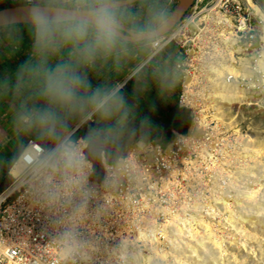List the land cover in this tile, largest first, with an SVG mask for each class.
<instances>
[{"label": "built area", "instance_id": "obj_1", "mask_svg": "<svg viewBox=\"0 0 264 264\" xmlns=\"http://www.w3.org/2000/svg\"><path fill=\"white\" fill-rule=\"evenodd\" d=\"M241 1L219 0L220 7H213L233 20L235 44L239 46L236 54L249 57L255 64L253 69L250 65L249 72L242 69L240 76L230 75L239 88L248 91V84L252 83L255 89L254 83L261 81L254 74L260 71L256 67L258 58L264 55V22L254 0L252 5L247 2L250 7ZM199 3L200 0H195L190 9H196ZM183 25L184 22L172 34L155 38L156 51L152 56L173 41L189 58L197 54L194 52L200 51L199 46L197 50L196 46L188 49L178 40ZM237 58L240 61L242 57ZM176 66L181 67L180 62ZM182 86L184 91L178 98L177 110L185 104L186 87ZM96 113L93 110L83 113L55 143L29 139L27 142L37 146V151L30 150L29 159L24 154L27 142L22 146L16 159L22 163L23 170L13 175L11 183L0 191V264H129L134 257L133 254L127 260L133 244L131 252L121 253L115 236L132 234L129 242L147 243L148 233L147 237L144 234L135 238L136 227L148 226V220L152 226L162 224L161 221L168 224L170 219L176 220L181 209L178 203L213 202V190L218 183L222 187L234 186L242 177H235L239 172L220 175L222 168L213 165L221 161V157L211 152L213 144L219 141L223 146L225 136L228 138L230 129L237 127V123L230 122L226 116L223 126L217 117L212 120L209 112L210 128L199 130L194 122L190 127H195L197 139L195 133L175 132L176 136L167 145L141 137L122 154L104 152L106 175L99 181L93 176V164L86 156L89 138L85 134V129L96 122ZM236 131L233 129L231 133L237 143ZM65 143L78 147L81 163L59 157V149ZM50 152L56 154L49 155ZM232 188L235 191H224L219 198L235 199L233 193L238 190Z\"/></svg>", "mask_w": 264, "mask_h": 264}, {"label": "rangeland", "instance_id": "obj_2", "mask_svg": "<svg viewBox=\"0 0 264 264\" xmlns=\"http://www.w3.org/2000/svg\"><path fill=\"white\" fill-rule=\"evenodd\" d=\"M239 1L242 2L241 0ZM251 1L253 2V0ZM243 2L246 4V6L250 7L246 0H243ZM254 2L258 4L264 13V0H254ZM171 4L176 7L178 0H174V3ZM220 4L219 0H200L199 6L196 9H190L182 19V22H184V31H182L178 36V40L185 48L194 49V46H196L195 49L197 50V46H199L200 51H198L199 53L196 51L197 54H195L194 57L191 55L192 51H188L192 56L189 58V55H187L185 50L181 48L178 43L173 41V43L180 47L179 52L181 54L178 52L179 54L176 55V61L180 58L181 67H177L175 65L176 61L173 60L174 58L170 57V61L172 62L173 66H171L169 70H166L165 68H167L166 65H168L167 62L169 60H165L164 57L168 54L166 53L167 47H169L171 44L159 49L156 52L155 57L152 56V54L154 51H156L155 47L153 46V44L156 42V39H152L149 40L145 46L146 51L143 53L145 58L139 60V62H137L128 71V73L122 76L121 79L113 81L112 75H108L107 78H99L100 75H98L95 77L93 82H89L91 87L86 88L90 89L89 94L92 92L91 89L95 85L96 81H98V84L102 86V88H100L101 92L118 90V93L124 96V102L122 104L117 106L112 105L111 102H109L111 109L110 113L101 115L97 112L96 119L114 118L119 115L118 113H121L120 115H130L132 112L137 111L136 107L134 106V108H129L130 99L138 98L137 100H139L140 104L147 103V107H145L146 111L144 113L146 115V119L155 120L156 122H154V126L161 131L160 134H164V132L171 127L174 116V112L170 111L171 109H168L164 103H161L163 99L167 97L166 95L169 93L168 89L172 88L171 93H173V90L175 92L176 83L181 82V89L179 93H173L175 94V96L173 95L175 99L179 98L180 94L184 91L182 85L185 81V75L190 73V71L196 75L198 85H203L206 81L202 75L204 72H206V65L211 59V53L208 50H211V48L216 45L214 42V37H208L211 35V32L209 33L208 31V34H205L201 30V28L206 26L207 19L204 18L199 27L192 26V20L201 18L209 13L210 16L213 15L214 11H218L217 7L219 8ZM215 5H217V7H215L213 11L212 7ZM170 6L171 5L169 4L167 7ZM135 9H137V11L131 14V20L133 22L137 21L140 24L149 23L150 20L148 18L150 16L143 12L142 5H139L137 2L118 7V15H125ZM163 13V9L160 10V12L155 16L156 20H158L159 16ZM225 17L228 18L227 15H225ZM182 22L180 21L173 30L179 27ZM173 30L170 32V34L173 33ZM5 31V28L0 30V191L12 181L13 175L11 170L15 164V161H13L14 155L17 154L19 148L22 147L26 143V140L33 134L34 125H37L39 122L36 120L39 111L48 107L47 101L41 94L43 82L42 78H44V75L47 71L51 70L57 65L58 61H56L54 58L57 56V53L61 52L60 50H64L63 47L53 48L47 54L46 60H41L39 57L33 54V36H26V34L22 32L21 28L9 30L6 34H4ZM29 32L31 33V30ZM206 37H208V40ZM209 38H211V40H209ZM204 48L206 49L204 50ZM170 50L171 49L169 48V51ZM236 51H239V49ZM236 51L234 53V57L236 59H238V56H241V60L245 64L252 66L255 65L251 60H249V57L238 55L236 54ZM150 54L151 56H149ZM163 59L165 61H162ZM78 62L81 61H76L77 64ZM145 64H153L156 66L154 69H152L153 71L147 75V80L143 82L142 78L140 77L139 70ZM164 65L165 68L163 67ZM174 70H176V72ZM258 70L260 71H256L254 75L255 77L257 76L259 79H261V81L254 83L255 89H253L252 83L248 84L250 87L248 91L242 90L238 87L237 90L239 91V95H234L233 97L231 96L228 98L229 103L226 104V114L229 115L227 116L229 119L232 118V120H234L233 122L237 123V127H234L233 129H237V131L240 133L245 134L247 142L249 140L247 137L250 136L262 145L264 144V72L260 68H258ZM172 72H175V79L170 76ZM136 74H138V77H134ZM156 74L159 75L158 80L155 79ZM39 75H41L40 78ZM129 80L130 83L128 82ZM173 80H175V85L173 84L169 88L167 87L165 89L161 87V85L164 83V85H166V83L172 84ZM131 82L133 83L131 84ZM82 94L90 96L84 90L82 91ZM176 95H178V97H176ZM153 104L157 107V110L154 107V113L150 110V106H153ZM114 108L119 110L117 114L114 113ZM86 109L88 108L86 107L75 111L60 112L63 114L68 113L66 117V120H68L67 123H64L66 120L61 118L62 123L57 125L53 131H47L40 125L42 133H40L39 136L35 137L34 139H39L45 144L51 142L55 143L65 130L71 127L74 122H76V120L82 116L83 113L87 112ZM71 116L73 117V120H70ZM233 129H230L228 138L225 136L224 141H226L223 143V146L221 145V142L218 141V143L213 144V150L211 152L217 157H221V161H215L213 163V165L215 164L219 166L218 168H222L221 171L218 172L220 175L225 174V172H228L232 175L233 172L235 174L236 172L238 173L240 169H238L236 166L240 164L237 163H241L240 160H244V168L247 170H244L243 173L239 172V176L235 177L240 178V176H242L240 181L243 179L246 181V183L240 185L239 188L235 187V189L238 190L237 192L233 193L235 199H226V201L221 200L223 192L228 191V193H230L235 191L232 187L236 186L239 182L234 186L228 185L223 187V189H219V186H216V190H213V194L215 195L214 201L211 202L213 204V209L207 210L203 207L200 208L198 207L199 203H193L190 207L184 205L185 207L183 206L182 208L181 206V209L178 211L175 217L177 221L176 224L173 226H167L166 224L162 225L157 236L151 234L152 232H147L148 228L152 227V230L155 226L136 227V229H138V233L135 238H140V236L144 234L147 237L148 233L149 240L152 241V238H155V242L159 241V239L162 241L160 242V246L163 245L162 248L164 253L167 254L169 262H172L173 260L170 256V251H173L174 254H176L177 251L181 256L184 255V257H187V255H189L188 258L192 257L193 264L200 263L198 258L193 257L192 255L195 253L198 256L199 251L201 252L202 249L198 248L196 252H193L196 245L192 240V235H189V231L193 233L196 229L201 233H199L196 238L202 235L200 239L202 240V238H204L202 241L203 244L205 243L204 245L207 248V250L203 252L206 254V259L204 260L205 262H201L202 264H264V201L261 200V195L264 197V187L259 189L255 195L253 194L251 196H249L250 190L248 189L258 188L260 183H263L264 186V155L262 157H257L254 156L251 151H247L246 146L249 145L252 147V145H250L249 142L248 144L244 139L241 140L239 138V142L236 143V141L233 140L234 136H232L231 133L233 132ZM196 132L195 134L197 135ZM125 134V137L127 138L126 141L128 142L126 146H124L126 149L129 147L130 143H133L141 137L157 141V139H154L153 137L146 136L144 131L139 134L135 131H132L131 128H129ZM171 141L168 143L170 144ZM163 144L167 145V143ZM233 144L234 146H232ZM251 144H253V142ZM249 153L251 154V157ZM247 155H249V157ZM239 157L240 159H238ZM236 158L237 160H235ZM232 160H234L236 166H234V162H232ZM227 164L229 169H226ZM204 188H202V192L204 191ZM204 193L206 192L204 191ZM203 197H205V195H203ZM238 198L241 199L236 202V199ZM177 205L179 206V203ZM177 215L180 218H178ZM237 215H243L245 222H240L239 219H237ZM221 224L223 227H225L226 231L231 230L232 233H238L240 236L238 239L242 243V251L239 253V258L234 256V253H232L234 252V250H232L233 248H229L231 245L229 243L230 240H228L229 238L225 239L226 244L224 241L222 242V245H226V247L223 246L226 251L223 247H220V244L218 245L215 243V241L219 239L221 233L223 234V232H220L221 230L219 229V225ZM183 225L187 226L183 227ZM209 225L210 227L207 229V226ZM205 233L207 236H204ZM149 235L153 237H150ZM173 235L176 236V239ZM155 242L150 244V246L154 245ZM136 244H139L141 248H144L142 246L144 243L136 242L133 245L134 250H136ZM148 245L149 242L145 244L146 248L141 251L144 253L147 252L145 256L146 258L144 260L146 261L147 259L146 264H157L156 258L150 257L152 255L150 252L152 249L149 252L147 251V249H150ZM222 248L224 254L221 251ZM137 254H139V252L134 253V264H139L143 258L140 256V259L136 260L135 255Z\"/></svg>", "mask_w": 264, "mask_h": 264}, {"label": "clouds", "instance_id": "obj_3", "mask_svg": "<svg viewBox=\"0 0 264 264\" xmlns=\"http://www.w3.org/2000/svg\"><path fill=\"white\" fill-rule=\"evenodd\" d=\"M12 5V15L24 19L34 39L33 54L46 60L53 48L70 47L81 53V63L88 64L97 51H110L119 39L117 0H0V12L5 5ZM173 14L159 16L155 26L168 28L175 21ZM0 23L15 21L0 17ZM91 87L87 77L71 61L57 64L46 72L41 94L48 107L38 113L40 125L47 131L62 123L60 112L90 108L101 115L110 113V104L120 105L124 96L118 90L96 89L91 96L82 89ZM50 152L49 155H55ZM59 157L70 163H81L79 149L65 143L59 149Z\"/></svg>", "mask_w": 264, "mask_h": 264}, {"label": "bare ground", "instance_id": "obj_4", "mask_svg": "<svg viewBox=\"0 0 264 264\" xmlns=\"http://www.w3.org/2000/svg\"><path fill=\"white\" fill-rule=\"evenodd\" d=\"M246 1L248 3H250L251 5L253 4L252 1H250V0H246ZM254 6L256 7V10L261 15V17L263 18V22H264V13L262 12L261 8L258 6V8H259L258 9L256 4H254ZM214 8L215 7H213V11H214ZM213 13L214 14L211 15V16H210V13H209V14L201 17V18H196V19L192 20V26L199 27L201 22H203L204 18L207 19L206 26L201 28V30L205 34H208V31H209V33L211 32L210 33L211 35L209 34L210 36H208V37L213 36L214 39H215L214 42H215L216 45L213 48H211V50H208L211 53V55H210L211 59L206 65V72H204V73L202 72L203 73L202 76H203V78L205 79L206 82L203 85H201V84L198 85V83H197L198 80L196 79V75L191 73V71L185 77L184 84H185V87H186V94L184 96L183 102L185 103L184 106L186 105L188 108H191L190 109V121L191 122H190V126L188 128V132L185 133V134L195 133V127H192L190 129V127L193 126V122H194V124H196V126L199 128V130L204 131V130L210 128V126H209L210 120H209V116H208L209 112L211 114L212 120H215V118L217 117L222 122V125L225 126L224 122H225V120H227V119H225V117L229 116V115L226 114V104L229 103L228 102V100H229L228 98L231 97V96L233 97L234 95H239V93H238L239 91L237 90L238 87H239L238 83L236 81H234L233 78H230V77L233 76V75L234 76H240V74H241L240 71L242 69L245 70V71H248V72H249V69H251L250 65L245 64L244 62H242V60L241 61H236V58L234 57V53H235L236 50L239 49V46H237L235 44V41H236L237 38H236L235 31H234L235 25L233 23L232 18L231 17L226 18L225 14H222V12L219 11V10L217 12L214 11ZM208 29H210L211 31L208 30ZM208 37H206L207 40H208ZM211 38H209V40H211ZM263 39H264V36H263ZM205 49L206 48H204V50ZM194 53H196V52H194ZM207 58H208V56H207ZM263 65H264V55H262L260 58H258L256 67L260 68L264 72V66ZM252 69H253V66H252ZM203 70H205V69H203ZM233 71H235V72H233ZM251 73H252V70H251ZM199 76H200V74H199ZM190 104L193 106V109H192V107H190L191 106ZM233 121L234 120H232V118H231L230 122H233ZM190 130H191V132H190ZM176 133H178V132H176ZM176 133L174 134V137L176 136ZM236 134L238 135V138H240L241 140L244 139L246 141L245 134H242L239 131H236ZM198 135H199L198 133H197V135L195 134L194 135L195 138ZM188 136H190V135H188ZM201 137H203V139H204L205 135L202 134ZM247 138L249 139L248 142L250 143V145H252V147L249 146V145L246 146L247 151L248 150L251 151V153L254 156H257V157L261 156L262 157L264 155V144H262L263 145L262 146L261 143H258V141L255 140L253 137L248 136ZM157 140H159V139H157ZM192 140L193 139H191L190 142ZM252 142H253V144H251ZM31 149L37 151V146L33 145L31 142H27L26 146H24V150H25L24 154H26L27 158H28V154H29ZM247 156L249 157V155H247ZM250 157H251V154H250ZM238 159H240V157ZM18 161H20V160L19 159L15 160V164L13 165L12 170H11L12 175H14V176L19 175L22 172V170H23L22 163L18 162ZM243 161L241 163H239L240 165L236 166V167H238V169H240L239 172H242V173L244 172V170H247V169L244 168L245 164H243ZM259 165H261V164H259ZM252 167H254V166H252ZM227 169H229V168H227ZM215 175H217V173ZM236 176L238 177L239 173ZM238 182L239 183L236 186H234V187L239 188L240 185H243V183L244 184L246 183L245 180H241V181H238ZM220 185L221 184L218 183L219 189H223V187L220 186ZM263 187H264L263 183H260L258 188H252V189L248 188L250 190L249 196H251L253 194L255 195L257 193V191L259 189H262ZM203 193H204V191H203ZM261 200L264 201V197L262 195H261ZM181 203H179V207L182 206V208H183L184 205L187 206V207H190L192 205V203L188 204V203H185L183 201ZM212 205L213 204L211 202H205L204 201V202H199L198 207H200V208L203 207V208H205L207 210H211V209H213ZM166 214H169V213L166 212ZM150 217H152V216H150ZM178 218H180V217L178 216ZM237 219H239L240 222H242V221L245 222V218H244L243 215H239L237 217ZM185 221H187V220H185ZM176 222H177L176 220L170 219V221L166 225L167 226H169V225L173 226V225L176 224ZM206 222H208V221H206ZM161 223L162 224H157L155 226L156 229L153 226L154 228L152 229L153 230L152 231L151 230L152 227H150L152 225L150 224V221L148 220V224H149L148 227H150V228L147 229V232H150V233L152 232L151 234H153L154 236L155 235L157 236L159 234V231H160L159 229L163 225V221H161ZM187 224H188V222H187ZM177 226H179V225H177ZM185 226H187V225H185ZM185 226L183 225V227H185ZM209 227H210V225L207 226V229ZM219 229L221 230L220 232H223V234L221 233L219 239H217V241H215V243H217L218 245L220 244V247H223V246L226 247V245H224V244L222 245V242L224 241L225 244H226L225 239L229 238L228 240H230L229 243L231 244L229 246V248L232 247L233 248L232 250H234V252H232V253H234V256L239 258V255H240L239 253H241L240 251H242V248H241L242 247V243L238 239V237H240L238 235V233L234 234V233L231 232V230L226 231L225 227H223L222 224L219 225ZM171 230H173V229H171ZM209 232H207V233H209ZM199 233L200 232L198 230H196V229L194 230L193 233H191L189 231V235L190 234L192 235V238H193L192 240H193V242H195L194 244L196 245L195 246V250L193 252H196L198 248L202 249L201 252L199 251V255L198 256L195 253L192 256L193 257H197L199 262H200L199 264H202L201 262H203L206 259L205 258L206 254H204L203 252L206 251L207 248L204 245L205 243L203 244V241H202L204 238H202V240L200 239V237L202 235H200V237L196 238L199 235ZM133 236H134V234H133ZM149 236L153 237L151 235H149ZM173 236L176 239V236L175 235H173ZM204 236H207L206 233H205ZM223 236H224V239H223ZM221 237H222V239H221ZM131 238H132V234H119L118 236H115V240L120 242L121 249H122V250H120L121 253L131 252V245L132 244L134 245L136 242H138L137 240H132V242H129ZM156 239H157V237H156ZM148 242H149L148 247L150 249H147V251L149 252L152 249L150 251L152 253V255L150 257L156 258L157 264H193L192 257L188 258L189 255H187V257H184V255L181 256L177 251H176V254H174L173 251H170V253H171L170 256L172 257L173 260H172V262H169L167 254L164 253V250L162 248L163 245L160 246V242H162V241H160V239H159V241L155 242V238H152V241L149 240ZM153 242H155V244L150 246V244H153ZM145 244H146V242H144V244L142 245L144 248H141V246L139 244L138 245L136 244V246H135L136 250L133 249L134 251H132V253H128L127 260H129L134 253L139 252V254L135 255L136 256V260H139L140 256H142L143 258H142V260H141V262L139 264H146L147 259H146V261L144 259L146 258L145 256H146L147 252H145V253L141 252V251H143L146 248ZM223 248H222L221 251L224 254ZM170 250H172V249H170ZM224 250L226 251L225 248H224ZM227 251H229V250H227ZM136 260H135V262H136ZM189 260H191V261H189ZM129 261H130L129 264H134V260L132 258Z\"/></svg>", "mask_w": 264, "mask_h": 264}, {"label": "trees", "instance_id": "obj_5", "mask_svg": "<svg viewBox=\"0 0 264 264\" xmlns=\"http://www.w3.org/2000/svg\"><path fill=\"white\" fill-rule=\"evenodd\" d=\"M166 1L167 0H141V1H137V3L139 5H142L143 12H145V14L150 16V17L148 16L149 17L148 19L150 20L149 23L140 24L137 21L133 22L131 20V18H132L131 14L134 13L135 11H137V9L132 10V12H129L125 15H118V20L122 25H124L125 27H127L128 29L133 30V31H143V30L152 29L155 27V22L157 21L155 16L160 12V10L164 9V5H165ZM5 6H11V4L5 5ZM5 6H3V7H5ZM174 8H175V6H170L167 8L168 10L165 11L164 13L170 14V12H172L174 10ZM4 28L6 29L4 34H6L9 30H12V29L15 30L16 28H21L22 32L24 34H26V36L32 37V33L29 32L30 31V25L27 23L11 24V25H7V26H3V27H0V30L4 29ZM147 42H149V40H146L143 42H138V43H133V42H128V41H125V40L119 38L116 45L110 51H108V52L97 51L94 54V56L92 57L91 62L88 64H83L81 62H78V64H77L76 61L82 60L81 53L78 49H73L70 47H63L64 50H60L61 52L57 53V56L54 59L56 61H58L59 64L71 61L74 65L78 66L79 71L81 73H83L85 76H86V73H84L83 70H85V72H88V74L86 76L88 82H93L95 80V77H97L98 75H100L99 78H104V77L107 78L108 75H112L113 81H117V80L121 79L122 76H124L126 73H128V71L137 62H139V60H142V57L144 56L143 53L145 51H144V49H143V51H140V50H141L142 46L145 47L147 45ZM171 45L169 47H167V50H169V48L170 49L177 48V46H178L175 43H171ZM145 49H146V47H145ZM115 50H119V51L116 52ZM101 53L104 55V57L101 56ZM129 53H131V55ZM166 53H168L167 54L168 56L166 55L164 57V59L165 60L168 59L170 61V57H171L169 54L170 52L166 51ZM128 55H130V56H128ZM99 56H101V57H99ZM169 61L167 62L168 65H166V67L168 69L165 68V65L163 66L166 70H169V68H171V66H173L172 62L171 61L169 62ZM155 66L156 65H153V64H145L139 70L140 72L138 71L143 82H145V80H147V75L153 71L152 69H154ZM174 71L176 72V70H174ZM175 72H172L170 74V76H172L174 79L176 77ZM40 76L41 75H39V78H40ZM158 76L159 75L156 74L155 79L158 80ZM134 77H138V74H136ZM39 81L41 82L40 79H39ZM128 82L130 83V80ZM132 83L133 82H131V84ZM174 83H175V80L172 81V84L166 83V85H164L165 84L164 83L161 85V87L163 89H165L167 87L169 88ZM175 87H176V90H175V92L173 90V93H177V92L179 93V91L181 89V82L176 83ZM98 88L100 89V88H102V86L98 84V81H96L95 85L91 89V91H92L91 93L93 94L95 92V90ZM83 90L86 91L88 94L90 92V89L85 88V89H82V91ZM168 91H169V93L167 94V92H166L167 95L165 94L167 97L165 99H163V101L161 103H164L168 107V109H171L170 111H173L174 112L173 115L175 116V114L177 112L178 98H176V99L174 98L175 94L171 93L172 88L168 89ZM91 93L89 94L90 96L92 95ZM176 97H178V95H176ZM137 99L138 98H131L130 99V106H129V108L136 107L137 111L132 112L130 115L129 114L128 115L127 114L120 115L121 113H118L119 110L114 108V110H113L114 113L119 114L117 117L97 119V121L89 127V129L92 132L96 131L98 129V127L107 130L110 133V138H109V143H108L109 147L116 154H122L125 151L126 148L124 146H126V144L128 143L126 141L127 138L125 137V135H126L125 132H127V130L129 128H131L132 131H135L139 134L144 131L146 136L153 137L154 139H158V135L161 133V131L154 126V122H156L155 120H147L146 119V115L144 113L146 111L145 107H147L146 106L147 103L140 104L139 100H137ZM156 105H158V104H156ZM154 107L157 110V107L154 106V104H153V106H150V110L153 111V113H154V109H155ZM67 114L68 113H65V114L60 113V116H61V118H64L66 120ZM174 116H173V118H174ZM160 118H157V119H160ZM36 120H38V117L36 118ZM70 120H73L72 116H71ZM67 121L68 120H66L64 123H67ZM40 127L41 126H40L39 122L37 125H34L33 134L26 140V142L29 139H34L35 137H38L39 134L42 133V130ZM37 140H39V139H37ZM21 148L22 147L19 148V151L21 150ZM19 151L17 152V154L14 155L13 161L16 160Z\"/></svg>", "mask_w": 264, "mask_h": 264}, {"label": "water", "instance_id": "obj_6", "mask_svg": "<svg viewBox=\"0 0 264 264\" xmlns=\"http://www.w3.org/2000/svg\"><path fill=\"white\" fill-rule=\"evenodd\" d=\"M141 0H117V7H122ZM195 0H178V4L171 14L174 13V23L164 30H159L156 26L152 29L143 31H133L125 27L119 22V38L133 43L143 42L146 40H152L158 37H162L171 32L178 23L184 18L187 12L192 7ZM5 10L0 12V17H6L8 20L15 21L14 24L27 23L22 18L13 16L12 5L4 7ZM28 24V23H27ZM11 24L0 23V27ZM190 109L185 106H181L173 120L171 127L168 128L164 134H159L158 139L162 143H168L174 137L175 132L187 133L190 126ZM94 124V123H93ZM85 134L89 138L88 146L86 148V156L93 164V176L99 181L105 178L106 170L103 163V153L107 155H114V152L109 147L110 134L107 130L100 128L92 132L89 128L85 129Z\"/></svg>", "mask_w": 264, "mask_h": 264}, {"label": "crops", "instance_id": "obj_7", "mask_svg": "<svg viewBox=\"0 0 264 264\" xmlns=\"http://www.w3.org/2000/svg\"><path fill=\"white\" fill-rule=\"evenodd\" d=\"M134 3H136V2H134ZM171 3H174V0H167L166 2H165V6H164V9H163V12H165V11H167L168 9V5L170 4L171 6H173V4H171ZM6 7V6H5ZM175 9V8H174ZM172 13V12H171ZM181 47V46H180ZM180 47L178 46L177 48H172L170 51L169 50H167L168 52H170L169 54H170V56L172 57V58H174L173 60H175L176 61V55H178L180 52ZM143 49H144V51H146V49H145V47H141V50L140 51H143ZM116 52H118L119 50H115ZM128 51V50H127ZM179 52V53H178ZM130 55H131V53H129ZM181 54V53H180ZM130 55H128V56H130ZM101 56L102 57H104V55L101 53ZM101 56H99V57H101ZM149 56H151V54L149 55ZM153 56H155V54L153 55ZM156 57V56H155ZM145 58V55L142 57V59H144ZM178 59V58H177ZM161 61V60H160ZM162 61H165L164 59L162 60ZM180 62V58L175 62L176 64L175 65H177L178 63ZM83 72L84 73H86V76H87V74H88V72H85V70H83ZM174 79V78H173ZM89 110H91L90 108H88V109H86V111L88 112Z\"/></svg>", "mask_w": 264, "mask_h": 264}, {"label": "flooded vegetation", "instance_id": "obj_8", "mask_svg": "<svg viewBox=\"0 0 264 264\" xmlns=\"http://www.w3.org/2000/svg\"><path fill=\"white\" fill-rule=\"evenodd\" d=\"M97 121V120H96ZM100 128L98 127V129L97 130H99ZM110 134V133H109Z\"/></svg>", "mask_w": 264, "mask_h": 264}]
</instances>
